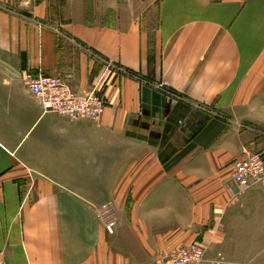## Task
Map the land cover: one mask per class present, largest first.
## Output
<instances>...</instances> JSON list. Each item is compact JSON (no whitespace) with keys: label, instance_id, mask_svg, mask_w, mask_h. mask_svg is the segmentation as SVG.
<instances>
[{"label":"crops","instance_id":"1","mask_svg":"<svg viewBox=\"0 0 264 264\" xmlns=\"http://www.w3.org/2000/svg\"><path fill=\"white\" fill-rule=\"evenodd\" d=\"M143 1L0 0V262L162 264L196 242L200 264H264V181L232 177L264 155V0H159L150 77ZM105 63L97 122L28 91L89 92Z\"/></svg>","mask_w":264,"mask_h":264},{"label":"built area","instance_id":"2","mask_svg":"<svg viewBox=\"0 0 264 264\" xmlns=\"http://www.w3.org/2000/svg\"><path fill=\"white\" fill-rule=\"evenodd\" d=\"M111 63H105L104 74L89 92L78 93L58 77L43 74L26 75L27 88L43 113H51L70 122L88 120L97 122L103 115L105 102L99 86L106 72H119ZM181 123V122H179ZM234 182L243 189L264 181V155L247 153L232 163ZM203 249L196 242L178 247L170 253L171 264H200ZM0 264H4L0 262Z\"/></svg>","mask_w":264,"mask_h":264},{"label":"rangeland","instance_id":"3","mask_svg":"<svg viewBox=\"0 0 264 264\" xmlns=\"http://www.w3.org/2000/svg\"><path fill=\"white\" fill-rule=\"evenodd\" d=\"M92 3V7L95 6L96 2H100L101 0H89ZM136 3L139 2H144L143 0H135ZM159 0H146V15L143 17L142 19V29L144 30V32L146 33V46H147V59H148V64H149V77L154 74V64L156 61V52H157V44H156V38H155V34H156V29L158 27V17H157V4H158ZM120 3H122V1H119ZM32 3V1H31ZM30 3V4H31ZM22 11L23 13H25L26 15H30V10L27 8V6L23 5L22 6ZM150 79V78H149ZM192 111V112H191ZM191 113L190 115H194V112L197 113H201L204 116H208L209 118H215L214 115H211L209 112H206V110H202V109H197L195 107L191 108ZM187 114V113H186ZM189 115V114H188ZM187 115V116H188ZM189 115V116H190ZM211 115V116H210ZM203 116V117H204ZM195 118V116H194ZM182 125V121H180ZM115 209H101V214L102 217L104 219H106L104 221L107 222V226L109 228V230H107L108 235L111 233L110 232V228L112 227V224L116 221L117 216L115 214ZM112 211L114 212V214L112 213ZM159 263L162 264H171L170 263V255L168 256H162L159 257Z\"/></svg>","mask_w":264,"mask_h":264}]
</instances>
